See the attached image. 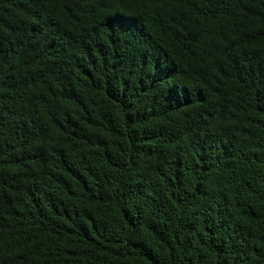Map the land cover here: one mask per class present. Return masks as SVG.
Returning a JSON list of instances; mask_svg holds the SVG:
<instances>
[{"label": "trees", "instance_id": "1", "mask_svg": "<svg viewBox=\"0 0 264 264\" xmlns=\"http://www.w3.org/2000/svg\"><path fill=\"white\" fill-rule=\"evenodd\" d=\"M0 264H264V0H0Z\"/></svg>", "mask_w": 264, "mask_h": 264}]
</instances>
